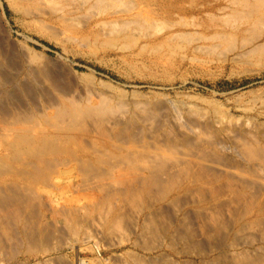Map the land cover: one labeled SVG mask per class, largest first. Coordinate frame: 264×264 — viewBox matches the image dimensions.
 I'll return each instance as SVG.
<instances>
[{
  "label": "rangeland",
  "instance_id": "1",
  "mask_svg": "<svg viewBox=\"0 0 264 264\" xmlns=\"http://www.w3.org/2000/svg\"><path fill=\"white\" fill-rule=\"evenodd\" d=\"M0 67V264H264V0H0Z\"/></svg>",
  "mask_w": 264,
  "mask_h": 264
},
{
  "label": "bare ground",
  "instance_id": "2",
  "mask_svg": "<svg viewBox=\"0 0 264 264\" xmlns=\"http://www.w3.org/2000/svg\"><path fill=\"white\" fill-rule=\"evenodd\" d=\"M2 39V38H1ZM4 43V42H3ZM4 47H5V45H4ZM10 50H11V48H10ZM6 52V51H5ZM8 54H10V53H8ZM16 54V53H15ZM2 55V54H1ZM4 55V54H3ZM13 55H14V53H13ZM10 59V58H9ZM50 61V60H49ZM18 62V61H17ZM7 65V64H6ZM57 65V64H56ZM59 65V64H58ZM55 66V65H54ZM61 66V65H60ZM58 67V66H57ZM1 68V67H0ZM59 68V67H58ZM22 69V68H21ZM3 70V69H2ZM45 71V70H44ZM62 71H63V69H62ZM43 72V71H42ZM41 72V73H42ZM53 72H55V71H53ZM57 73V72H56ZM63 73H64V71H63ZM49 74V73H48ZM48 74H47V76H48ZM41 75H45L44 73L43 74H41ZM51 75V73L49 74V76ZM36 76V75H35ZM46 76V75H45ZM71 76V75H70ZM57 77V76H56ZM9 78V77H8ZM7 77H5V76H2V75H0V83H2V84H0V86H5V83L6 84H11V81H10V79H8ZM26 85V84H25ZM9 87V86H8ZM13 87H14V85H13ZM16 87V86H15ZM20 87V86H19ZM1 88V87H0ZM29 89V88H28ZM27 89V87H25V86H21L19 89H17V91H18V93H15V94H18L19 95V93L20 94H22L24 97H26V98H28L29 96H30V91ZM7 89H5L4 91H6ZM10 91V90H9ZM12 91V90H11ZM16 91V92H17ZM14 92V91H13ZM12 93V92H11ZM11 93L8 95V93H6V92H2L1 94H2V100H7V101H9V99L11 98ZM1 97V96H0ZM13 97V96H12ZM16 97H18V96H16ZM20 97V96H19ZM12 99H14V98H12ZM16 99V98H15ZM1 100V99H0ZM6 101V102H7ZM13 101V100H12ZM11 100L9 101L10 103L12 102ZM18 101V100H17ZM1 102V101H0ZM5 102V103H6ZM1 104V103H0ZM7 104H8V102H7ZM11 105H12V103H11ZM61 108V107H60ZM34 110V109H33ZM30 111H32V109L30 110ZM51 112V111H50ZM58 112H60L59 110H58ZM65 112H67V111H65ZM52 114H54V113H52ZM59 114V113H58ZM63 114H65L64 113V111H63ZM68 114V113H67ZM33 116H34V113L32 114ZM15 116L16 117H18V115L17 114H15ZM46 116V115H45ZM38 117V118H36V119H38V120H40V121H45V122H47V118L49 119V121H51V123H53V122H55V123H57V122H59V120L58 119H56L55 117H53L54 115H48V116H46V117ZM56 116V115H55ZM67 116V117H66ZM70 116H72V118L70 117ZM88 116V115H87ZM35 117H37V116H35ZM58 117V116H57ZM79 118H76V119H74V115H63L62 116V118L64 119V120H67V118H68V122L64 125V128H62V129H58V130H56L58 133H59V135L61 134V135H63L64 134V140L65 141H67V142H70L71 141V139L73 138V139H76V137L77 136H83L84 138H87L86 136H89L90 135V131L88 130V125H87V120L82 116V117H80V116H78ZM15 120V119H14ZM101 121V120H100ZM61 122V121H60ZM62 122H64V121H62ZM61 122V123H62ZM48 123V122H47ZM41 124V123H40ZM42 124H43V122H42ZM52 125V124H51ZM55 125H57V124H55ZM29 127V126H28ZM45 127V126H44ZM57 127V126H56ZM38 128H40V127H38ZM37 129V128H36ZM54 129V128H53ZM56 129V128H55ZM37 131V130H36ZM50 131V130H49ZM93 133L95 134V135H105V130H104V126H102L101 124H99V122H97V124H96V126L95 127H93ZM21 132H22V134H21ZM51 132H53V131H50V132H48V134L49 133H51ZM24 131H20L17 135H15V141H17V145H15V146H8V145H5L4 146V148H5V151H8V150H13L12 151V153H11V155L12 154H15V153H13V152H16V155H17V150H20V149H23L24 147L26 148V146H28L30 149H35V151H37L36 150V148L38 149V150H40L41 151V149H39V148H42L44 145H51V143H53V140H56L57 138L56 137H54V136H56V135H54L53 137H50V138H52V140L51 139H48L49 137H46V136H39V137H37V139H35L34 140V138L32 139V138H25V136H24ZM38 133V132H37ZM36 133V134H37ZM47 132H45L44 134H46ZM63 133V134H62ZM26 134V133H25ZM38 134H40V133H38ZM43 134V133H42ZM52 134V133H51ZM6 135V134H5ZM41 135V134H40ZM93 135V134H92ZM50 136V135H49ZM91 136V135H90ZM27 137V136H26ZM58 137V136H57ZM2 139V138H1ZM60 139H63V137L62 138H60ZM5 140V139H4ZM16 143V142H15ZM28 143V144H27ZM33 144L34 146L36 145V147L34 148L33 147V145H31V144ZM60 145V144H59ZM39 147V148H38ZM27 149V148H26ZM25 149V150H26ZM29 149V150H30ZM28 150V149H27ZM32 151V150H31ZM20 152V151H19ZM6 153V152H5ZM9 153V152H8ZM8 153H6V154H8ZM28 153V152H27ZM21 154H24V153H21ZM11 155H6L5 157H8V156H11ZM39 155H42L41 154V152H39V154L36 152H34L33 151V154H31V156H29L28 158L30 159V158H32L33 157V159L34 158H38V156ZM23 156H25V155H23ZM56 156V155H55ZM13 157H14V155H13ZM40 157V156H39ZM16 159H17V157H15ZM19 159V158H18ZM28 159V160H29ZM23 161V160H22ZM22 161H20V162H22ZM24 161H25V159H24ZM19 162V161H18ZM36 162V161H35ZM38 162V161H37ZM39 163V162H38ZM0 164H1V162H0ZM20 165V164H19ZM22 165V164H21ZM22 168V167H21ZM25 169V168H24ZM8 170V169H7ZM27 170H29V169H27ZM13 172H15V171H13ZM117 174L115 175V179L117 180L116 182H118V183H122L123 181H125L126 180V178H125V174H124V172H122L121 170L120 171H118V172H116ZM17 174V173H16ZM6 175V174H5ZM18 175H20V174H17V176ZM12 176H13V173H12ZM16 176V177H17ZM15 178V177H14ZM15 180H17V179H14V181ZM1 181V180H0ZM2 182V181H1ZM0 182V183H1ZM117 183V184H118ZM16 184V183H15ZM126 184V183H125ZM146 192V191H145ZM129 197V196H128ZM129 199V198H128ZM142 201H143V199H141ZM29 202V201H28ZM42 202V201H41ZM41 202H39V203H41ZM38 203V204H39ZM43 203V202H42ZM42 203H41V205H40V207H43L42 206ZM16 206V205H15ZM31 206V205H30ZM18 207V206H17ZM17 207H15V208H10V209H2V210H0V227L2 226V225H6V224H4L5 222H9L10 224H11V221H14V222H16V221H20L21 220V217L23 218V216H22V213H21V207H19V208H17ZM33 207V206H32ZM19 209H21V210H19ZM29 210V209H28ZM26 213V212H25ZM25 213H23V214H25ZM34 215V214H33ZM17 222V223H18ZM13 223V222H12ZM21 224V223H20ZM25 227V226H24ZM25 230V229H24ZM23 232V231H22ZM34 234V233H33ZM0 235L2 236V235H4L5 237H7V236H10V234H9V230H8V228H6V226H4V227H2V228H0ZM35 236V235H34ZM23 237H25V239H24V242L25 243H28V249L30 248V247H32V245L33 244H38V241L36 240V238H34L31 234H24V236ZM44 240V239H43ZM1 245V244H0ZM18 247V246H17ZM34 247V246H33ZM33 249V248H32ZM30 250V249H29ZM27 252V251H26Z\"/></svg>",
  "mask_w": 264,
  "mask_h": 264
}]
</instances>
